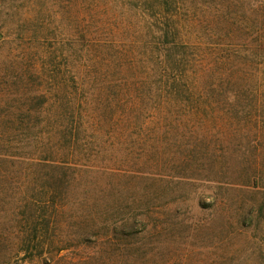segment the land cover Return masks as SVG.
Wrapping results in <instances>:
<instances>
[{"label": "trees", "instance_id": "obj_1", "mask_svg": "<svg viewBox=\"0 0 264 264\" xmlns=\"http://www.w3.org/2000/svg\"><path fill=\"white\" fill-rule=\"evenodd\" d=\"M196 13L179 0H0V264L30 250L4 247L5 212L16 243H31L61 186L97 161L110 175L168 176L215 168L217 148L228 182L264 210V68L245 66L243 23L231 41L227 19ZM250 38L252 58L264 53ZM218 123L227 134H207Z\"/></svg>", "mask_w": 264, "mask_h": 264}, {"label": "rangeland", "instance_id": "obj_2", "mask_svg": "<svg viewBox=\"0 0 264 264\" xmlns=\"http://www.w3.org/2000/svg\"><path fill=\"white\" fill-rule=\"evenodd\" d=\"M179 1L196 9L197 20L227 19L231 41L238 35L236 25L243 23L249 37L242 35L245 66L263 71L264 53L256 51L252 58L247 50L257 31L264 37V0ZM227 3L231 6L224 14L221 9ZM61 32L66 35L69 28ZM220 123L207 134H227ZM216 149L215 168L210 163L188 170L177 166L168 176L166 169L163 176L110 175L100 169H106L109 161H97V169L61 186L60 199L53 196L58 208L47 209L43 220L34 223L38 231L31 243H16L14 235L19 233L11 228L12 215L5 212L2 233L9 243L4 247L30 246L17 253L13 264H264V210L258 209L263 196L231 185L227 152ZM157 169L154 165L145 170ZM185 170L194 177L177 174ZM229 175L232 179L231 170ZM5 186L22 187V183L10 181ZM10 203L16 204L15 199Z\"/></svg>", "mask_w": 264, "mask_h": 264}]
</instances>
